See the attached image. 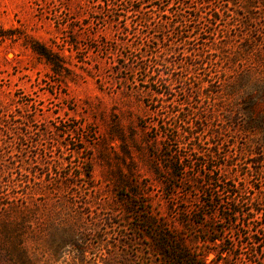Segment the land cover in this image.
<instances>
[{
	"label": "rangeland",
	"instance_id": "1",
	"mask_svg": "<svg viewBox=\"0 0 264 264\" xmlns=\"http://www.w3.org/2000/svg\"><path fill=\"white\" fill-rule=\"evenodd\" d=\"M204 1L0 0V264H264V18Z\"/></svg>",
	"mask_w": 264,
	"mask_h": 264
},
{
	"label": "trees",
	"instance_id": "2",
	"mask_svg": "<svg viewBox=\"0 0 264 264\" xmlns=\"http://www.w3.org/2000/svg\"><path fill=\"white\" fill-rule=\"evenodd\" d=\"M219 6L216 7L211 12V20L215 21H227L229 19H240L242 22H257L258 20L264 18V0H217ZM209 3V0H205L203 5ZM159 17L161 18V22L157 25L159 29H165L167 27L173 28L172 24L169 22H165L164 20H169V15L166 10H162L159 8ZM169 13V12H168ZM194 15L195 20L199 21L203 18L199 12H195ZM178 19V27L182 28L180 34L184 36L186 34L184 27L186 22H183V16L181 14H176ZM145 22H150L151 17H143ZM188 32V31H187ZM185 39H187L185 37ZM34 52L51 67L54 74L60 76L62 74V70L64 69L65 62L63 58L57 54H55L49 48L43 45H35L33 48ZM199 57V56H198ZM200 58V57H199ZM256 91L259 94L264 95V86L256 85ZM255 95L251 96V101H253ZM253 103V102H251ZM181 251V248H177ZM184 253V252H183ZM185 254V253H184ZM187 255V254H185Z\"/></svg>",
	"mask_w": 264,
	"mask_h": 264
}]
</instances>
